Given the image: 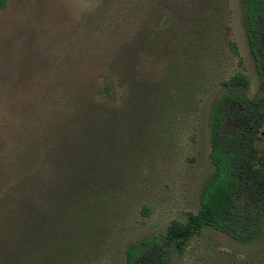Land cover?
<instances>
[{
	"label": "rangeland",
	"instance_id": "1",
	"mask_svg": "<svg viewBox=\"0 0 264 264\" xmlns=\"http://www.w3.org/2000/svg\"><path fill=\"white\" fill-rule=\"evenodd\" d=\"M197 2L9 0L0 10L1 264L34 243L31 218L60 232L42 264H126L129 244L201 209L220 81L241 71L250 86L234 94L250 100L262 83L244 0H209L202 12ZM43 179L52 195L34 192ZM226 257H264V241L207 228L172 264Z\"/></svg>",
	"mask_w": 264,
	"mask_h": 264
},
{
	"label": "trees",
	"instance_id": "2",
	"mask_svg": "<svg viewBox=\"0 0 264 264\" xmlns=\"http://www.w3.org/2000/svg\"><path fill=\"white\" fill-rule=\"evenodd\" d=\"M244 2L247 37L262 83L261 96L250 100L234 94L250 86L249 77L241 71L221 79L220 84L228 92L216 103L210 125V157L216 172L213 181L205 188L201 209L197 213H189L187 222L172 220L164 234L129 244L125 252L126 264H172L173 254L185 256L194 238L207 228L219 231L243 246H255L264 241V0ZM208 3L209 0H198L197 4H203L201 12ZM8 4L9 0H0V10H5ZM207 9L209 11L208 6ZM205 19L204 28L210 23L209 17ZM225 29L228 32L229 27ZM228 47L238 57V65L242 66L236 42L229 41ZM107 91H100L99 95L105 97ZM78 172H86V167L78 168ZM46 184L49 186L51 183L45 179L36 183L34 192L52 195L53 191L47 190ZM151 211V207L145 205L142 213L149 216ZM31 220L34 243L27 247L25 258L21 255L17 262L11 259L2 264H21L22 260L23 264H42L43 258L51 256L53 244L48 238L53 239L59 233L55 239L59 241L60 232L42 227L34 218ZM35 247L40 248L39 258L34 256ZM226 260L230 264H264V257L238 262Z\"/></svg>",
	"mask_w": 264,
	"mask_h": 264
}]
</instances>
